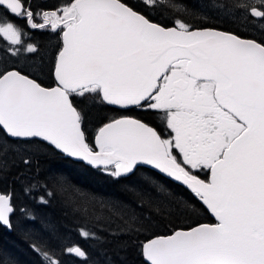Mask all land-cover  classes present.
<instances>
[{
	"label": "snow or ice",
	"instance_id": "6c2138e0",
	"mask_svg": "<svg viewBox=\"0 0 264 264\" xmlns=\"http://www.w3.org/2000/svg\"><path fill=\"white\" fill-rule=\"evenodd\" d=\"M157 6L156 0L139 5L65 0L55 10L36 11L25 0H0V175L7 169L6 138L38 139L114 178L140 163L154 166L182 181L216 222L147 240L142 255L148 264H264V38L196 28L181 17L165 27L149 18L148 10ZM164 6L197 11L180 0ZM234 6L264 20V0ZM10 16L30 29H62L55 87H44L34 73L6 63L36 51L25 40L28 32ZM89 94L105 105L162 112L173 135L164 139L142 120L121 116L98 128V150H93L83 130L84 113L74 100ZM20 163L28 168L31 159L21 156ZM186 166L208 169L209 180L198 179ZM47 202L39 197V203ZM144 203L158 213L166 210L158 201ZM15 211L11 194H0V226L11 229ZM21 212L32 218L27 208ZM136 222L134 216L126 220ZM81 235L94 234L81 229ZM32 248L41 264H61L46 246ZM61 251L86 255L78 246Z\"/></svg>",
	"mask_w": 264,
	"mask_h": 264
},
{
	"label": "trees",
	"instance_id": "16d2710c",
	"mask_svg": "<svg viewBox=\"0 0 264 264\" xmlns=\"http://www.w3.org/2000/svg\"><path fill=\"white\" fill-rule=\"evenodd\" d=\"M244 1L213 0V3L234 6ZM64 2L25 0V5L30 3L36 11H49ZM126 2L139 5L141 0ZM156 2L158 6L149 9L148 15L162 26L172 25V20L181 17L196 28L213 27L241 37L264 38V25L248 24L233 14L231 19L221 18L203 5L207 0H180L188 9L195 8V13L164 6L172 0ZM232 8L231 13L238 11ZM9 18L28 32L30 39L25 40L33 43L36 51L21 55L18 65L10 64L11 59L6 63L24 74L34 73L42 86H51L55 56L60 48V30L30 29L24 20ZM36 22L42 20L37 18ZM35 69L40 71L34 72ZM74 100L84 113L83 130L92 148L96 129L107 120L120 115H135L141 119L150 116L146 111L101 104L98 97L91 94L74 97ZM3 145L8 149L4 157L7 169L0 175V192L11 194L16 211L11 215V229L0 226V264H41L42 258L33 251V244L55 251L61 264H147L141 252V244L146 239L198 222L213 221L191 191L150 168L136 166L130 174L114 178L102 167L74 161L38 139L25 143L6 138ZM21 156L31 159L28 168L20 163ZM37 181V188L30 193L24 191ZM49 192L51 196L47 195ZM41 195L48 201L46 204L39 203ZM142 200L161 202L166 210L158 213L147 203L142 204ZM24 208L30 211L32 218L22 214ZM133 216L137 222L126 223L128 217ZM81 229L94 235L84 238ZM72 246L80 247L86 255L79 257L61 251Z\"/></svg>",
	"mask_w": 264,
	"mask_h": 264
},
{
	"label": "flooded vegetation",
	"instance_id": "af4514ba",
	"mask_svg": "<svg viewBox=\"0 0 264 264\" xmlns=\"http://www.w3.org/2000/svg\"><path fill=\"white\" fill-rule=\"evenodd\" d=\"M55 9H50L49 11H52ZM50 30L51 28L48 27ZM131 109L135 110V111H146L150 113V116H143V119L136 117L135 115H129L132 117H135L137 119L142 120L143 122L149 124V126L153 127L158 134H160L162 136V138L167 139L169 138L171 135H173L171 133V130L167 128L166 125V121L163 118V113L162 112H156V111H151V110H145V108L143 106L141 107H131ZM173 155H175L177 157V161L179 163H181L182 166H184L183 164V160H182V156L181 154L178 152V150H173ZM187 170L190 171V173L196 177H199L202 180H206L208 174H209V170L208 169H191L190 166H186Z\"/></svg>",
	"mask_w": 264,
	"mask_h": 264
},
{
	"label": "water",
	"instance_id": "95a60500",
	"mask_svg": "<svg viewBox=\"0 0 264 264\" xmlns=\"http://www.w3.org/2000/svg\"><path fill=\"white\" fill-rule=\"evenodd\" d=\"M152 22H153V21H152ZM154 23H156V22H154ZM171 26H172V25H168V26H165V27H171ZM197 28H200V27H197ZM207 28H213V27H207ZM215 29H217V28H215ZM217 30L224 31V30H221V29H217ZM225 32H228V31H225ZM240 37H241V36H240ZM241 38H246V37H241ZM249 39H250V38H249ZM62 47H63V41H62V32H61V46H60V49L58 50V52L56 53L55 61H54V66H53V70H52V74H53V78H54V84L51 85V86H44V87H55V86H56V80H55V75H54L55 63H56V57H57V54L59 53V51L61 50ZM110 106H111V105H110ZM113 107L118 108V109H126V108H122L121 106H113ZM129 107H131V106H128L127 108H129ZM121 116H127V115H121ZM121 116H117V117H115V118H119V117H121ZM129 117H131V116H129ZM132 118H134V117H132ZM135 119H137V118H135ZM107 122H108V120H107L106 122H104V123H107ZM101 126H102V125H101ZM101 126H99V127H101ZM99 127H98V128H99ZM150 127H151V126H150ZM98 128L96 129V131H95V133H94V135H93V142H94V148H93V150H98L97 147H96V144H95V136H96V133H97ZM57 151H59V150H57ZM59 152H60V151H59ZM60 153H62V152H60ZM62 154H63V153H62ZM63 155L67 156L66 154H63ZM67 157L70 158V159H72V160H74V161H80V162H82L83 164L88 165L86 162H83L82 160H80V159H78V158H72V157H70V156H67ZM88 166H90V165H88ZM137 166H144V167L150 168V169L154 170L155 172H158L159 174H161V175L167 177L168 179H170V180L176 182L177 184L183 186V187L186 188L187 190L191 191L186 185H184V184L182 183V181H177V180H175L173 177H170V176H168L167 174L162 173L160 170L156 169L154 166L146 165V164H143V163H140V164H138ZM135 167H136V166H135ZM209 177H210V171H209V174H208V176H207V179L204 180V181L207 182V181L209 180ZM197 178H198V177H197ZM198 179H200V178H198ZM201 180H202V179H201ZM0 194H5V193H1V192H0ZM197 199H198V201L203 205V203L199 200V198H197ZM203 206H204L205 210L208 212V214L210 215V217L213 219L212 222H198V223H195V224H193V225H191V226H189V227H187V228H176V229H185V230H186V229L191 228V227H196V226H198V225H200V224H212V223H215L216 220H215V217L213 216V214L207 209V207H206L205 205H203ZM176 229H174L173 231H175ZM173 231H171V232H169V233H167V234H159V235H170ZM155 236H158V235L151 236L150 238L146 239L143 243H145L147 240L153 239ZM143 243L141 244V252H142V245H143ZM142 256H143V255H142ZM143 259H144V261L148 264V262L146 261V258H145L144 256H143Z\"/></svg>",
	"mask_w": 264,
	"mask_h": 264
},
{
	"label": "rangeland",
	"instance_id": "374dc122",
	"mask_svg": "<svg viewBox=\"0 0 264 264\" xmlns=\"http://www.w3.org/2000/svg\"><path fill=\"white\" fill-rule=\"evenodd\" d=\"M156 1H160V0H156ZM244 2H247V0H245ZM243 3V2H242ZM206 8H208L209 10L215 11L216 15L221 16V18H228L231 19L232 14L233 17L235 16H239V18H241V20H246V22H248V24H252L255 26H261L264 25V20L260 21V19H251L250 17L247 16V14L241 10L238 9V11L234 12L231 10L233 9L232 6L233 4H221L220 6L216 3H213V0H207V2L205 4H203ZM250 18V20L248 19ZM10 64H19V59H11V61H9Z\"/></svg>",
	"mask_w": 264,
	"mask_h": 264
}]
</instances>
